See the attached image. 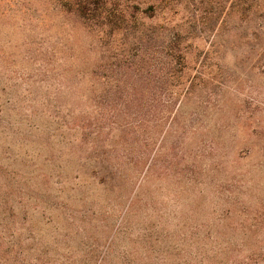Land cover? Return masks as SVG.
I'll return each instance as SVG.
<instances>
[{
	"label": "rangeland",
	"instance_id": "rangeland-1",
	"mask_svg": "<svg viewBox=\"0 0 264 264\" xmlns=\"http://www.w3.org/2000/svg\"><path fill=\"white\" fill-rule=\"evenodd\" d=\"M104 9L0 0V264H264V0Z\"/></svg>",
	"mask_w": 264,
	"mask_h": 264
},
{
	"label": "trees",
	"instance_id": "trees-1",
	"mask_svg": "<svg viewBox=\"0 0 264 264\" xmlns=\"http://www.w3.org/2000/svg\"><path fill=\"white\" fill-rule=\"evenodd\" d=\"M71 3H75L77 6V12L76 14L81 18H87V19H94L95 17L99 15H106V18H110L112 16V12L110 10L104 9L105 5L110 2V0H66ZM154 6H149L150 11H154ZM103 9L104 14H101V10ZM173 35H168L167 37L172 40ZM138 53L142 54L141 57L145 58L146 52L143 53L141 45L138 47ZM176 55V58H173V56ZM147 57V56H146ZM182 57V53L180 50L175 52L174 54H171L169 59H167V62L169 63H176L177 60H180ZM143 61V59L141 60ZM136 68V69H135ZM143 67L136 66V62H134V104H139V107H141L142 112H140V115L145 118L146 116H149V113L151 112L152 108H161L162 105H160V102H165L164 100H168V96H157L158 94L152 93L150 90H146L144 87L146 84H148L150 81L149 75H146L143 73ZM131 92H126V95H132ZM171 95V94H170ZM166 97V99H165ZM172 98L169 100L171 101ZM159 105V106H158ZM161 110V109H160ZM159 110V111H160ZM148 111V112H147ZM147 112V114H146Z\"/></svg>",
	"mask_w": 264,
	"mask_h": 264
}]
</instances>
